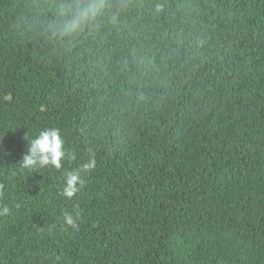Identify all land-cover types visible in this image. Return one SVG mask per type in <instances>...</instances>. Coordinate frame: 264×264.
Segmentation results:
<instances>
[{
    "label": "trees",
    "instance_id": "obj_1",
    "mask_svg": "<svg viewBox=\"0 0 264 264\" xmlns=\"http://www.w3.org/2000/svg\"><path fill=\"white\" fill-rule=\"evenodd\" d=\"M78 3L0 0V264H264V0H104L60 35ZM48 128L77 159L21 168Z\"/></svg>",
    "mask_w": 264,
    "mask_h": 264
},
{
    "label": "clouds",
    "instance_id": "obj_2",
    "mask_svg": "<svg viewBox=\"0 0 264 264\" xmlns=\"http://www.w3.org/2000/svg\"><path fill=\"white\" fill-rule=\"evenodd\" d=\"M104 8V0H79V3L70 11L68 19H66L59 29L60 35H72L81 31L84 27L94 22L101 14ZM27 152L23 156L22 162L19 164L21 168L36 170L47 168L49 166L60 170L65 160L75 161L77 155L70 152L65 146V140L61 135L60 129L48 128L40 131L35 138H29ZM96 167L94 158H86L78 167L71 171L65 172V184L62 189V195L72 198L83 188L85 184V174ZM3 185H0V189ZM10 208L0 206V216H7ZM63 223L78 228L76 218L69 213L63 216Z\"/></svg>",
    "mask_w": 264,
    "mask_h": 264
}]
</instances>
